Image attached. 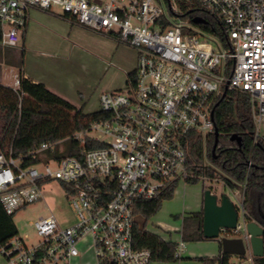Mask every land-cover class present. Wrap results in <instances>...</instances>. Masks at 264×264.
<instances>
[{
    "label": "built area",
    "instance_id": "built-area-1",
    "mask_svg": "<svg viewBox=\"0 0 264 264\" xmlns=\"http://www.w3.org/2000/svg\"><path fill=\"white\" fill-rule=\"evenodd\" d=\"M193 1L219 19L226 46L186 26L175 0H0L1 46L18 44L29 8L56 6L73 23L136 52L134 77H126L117 91L100 93L102 115L74 135L82 145L87 137L100 146L47 159L54 142H42L24 156L13 157L11 148L0 151V204L6 213L42 199L51 180L65 184L73 213L70 224L51 212L39 217L34 244L18 234L1 243L3 264H70L81 249L91 252L94 264H149L150 250L133 246L134 202L186 181V140L213 132L210 112L224 89L225 95L237 90L248 96L253 140L264 142V0ZM28 155L43 159L22 165ZM229 190L240 211L235 226L221 228L218 238L242 241L243 254L228 264H256L264 241L263 255L254 256L242 190ZM184 251V242L177 241L174 258Z\"/></svg>",
    "mask_w": 264,
    "mask_h": 264
},
{
    "label": "trees",
    "instance_id": "trees-1",
    "mask_svg": "<svg viewBox=\"0 0 264 264\" xmlns=\"http://www.w3.org/2000/svg\"><path fill=\"white\" fill-rule=\"evenodd\" d=\"M175 1L183 20H188L215 38L222 46H226L222 26L217 17L207 14L193 0ZM193 15L204 17L207 23H193ZM60 16L68 18L67 15ZM127 77H134V70L128 72ZM18 80L19 86L16 89L0 85V112L5 130L3 138L6 139L5 142H0V149L8 146L11 148V155L18 157L29 153L42 142H54L56 144L53 152L44 154L47 159L66 155L78 156L83 145L88 148L101 145L87 137L82 145L81 140L74 136L77 132L87 130L90 124L102 115L99 110L84 112L81 107L78 108L51 92L41 82H33L21 74ZM220 97L214 102L215 104L218 101L213 114L218 131L215 157L211 155L213 132L207 133L205 137L197 133L190 134L186 140V168L190 173L186 182L194 183L200 178L220 179L227 189H241L244 219L247 222L254 221L264 229V142L253 140L248 96L243 92L231 90L227 91L222 99ZM232 134L240 138L239 143L229 139ZM40 159L43 158L28 155L22 165H31ZM61 185L65 188V184ZM175 186L176 184L171 183L154 197L134 202L133 246L149 249L150 261L177 260L174 258L176 242L166 240L145 227L148 218L158 211L162 201L173 196ZM13 214L14 212L6 213L0 204V244L18 234ZM177 232L183 242L204 239L201 209L182 215L181 226ZM229 256L221 252L219 242V253L216 256L198 259L203 264H228ZM255 262L264 264V255L255 257Z\"/></svg>",
    "mask_w": 264,
    "mask_h": 264
},
{
    "label": "rangeland",
    "instance_id": "rangeland-1",
    "mask_svg": "<svg viewBox=\"0 0 264 264\" xmlns=\"http://www.w3.org/2000/svg\"><path fill=\"white\" fill-rule=\"evenodd\" d=\"M60 15V9L56 6L50 11L33 7L28 9L27 25L18 44L15 47L0 45V85L16 88L14 80L19 78L18 72L23 70L45 80L64 99L81 107L83 111H96L99 108L100 93L117 91L123 87L126 74L135 68L136 52L130 46L117 42L112 36L88 30ZM185 21L186 26L195 27L188 20ZM1 114L2 112L0 142H5ZM7 148L5 146L0 151ZM205 189H210L217 196L227 195L236 211H240L238 200L220 179L200 178L194 183L180 180L173 196L162 201L158 211L148 218L146 229L179 242V233L168 229L180 228L182 215L200 210ZM42 192V199L13 214L18 235L24 237L28 245L38 240L33 223L39 217L51 212L61 223L70 224L73 221L68 197L58 181L47 182ZM240 234L242 232L238 235ZM184 244L185 251L180 259L150 261L149 264H203L199 257H212L219 253L218 239L184 241ZM228 262L234 263L236 258L230 255Z\"/></svg>",
    "mask_w": 264,
    "mask_h": 264
},
{
    "label": "water",
    "instance_id": "water-1",
    "mask_svg": "<svg viewBox=\"0 0 264 264\" xmlns=\"http://www.w3.org/2000/svg\"><path fill=\"white\" fill-rule=\"evenodd\" d=\"M192 22L195 24L204 23L205 20L200 16L192 17ZM225 96V89L221 94L220 99ZM218 104L215 103L211 109L210 115L213 119L214 108ZM214 141L211 147V155L215 157V150L218 141V131L213 128ZM239 143V137L232 134L229 138ZM202 237L204 239H218L221 245V251L229 255L243 254L244 247L240 238H218L221 228H233L237 220V212L230 198L221 194L215 195L210 189H205L202 194ZM247 232L250 235V246L254 256L263 255V233L264 229L254 221H248L246 224Z\"/></svg>",
    "mask_w": 264,
    "mask_h": 264
},
{
    "label": "crops",
    "instance_id": "crops-1",
    "mask_svg": "<svg viewBox=\"0 0 264 264\" xmlns=\"http://www.w3.org/2000/svg\"><path fill=\"white\" fill-rule=\"evenodd\" d=\"M27 25V23H26ZM25 25V27H26ZM24 30V29H23ZM22 30V31H23ZM22 34V32H21ZM21 34H20V37H21ZM115 39V38H114ZM116 40V39H115ZM117 41V40H116ZM118 42V41H117ZM21 74L23 77H26L28 79H30L31 81L33 82H41L43 83L47 89H49L51 92L55 93L56 95L64 98L63 95H61L60 93L57 92V90H55L54 88H52L49 84H47V82H45V80L43 79H40L39 77H35V76H31L29 75L28 73L24 72L23 70H20L18 72V75ZM126 77H127V74H126ZM75 106V105H74ZM77 107V106H76ZM85 112V111H84ZM201 206H202V203H201ZM201 209V208H200ZM160 227H163L162 224H160ZM175 229H179V228H169L168 230L169 231H176ZM177 232V231H176ZM161 236V235H160ZM162 237V236H161ZM167 240V238H164ZM219 252V251H218ZM215 256V255H214ZM213 257V256H212ZM94 258L91 254L90 251H84L83 249L80 250V253L77 257L73 258L71 260V264H94ZM0 264H3V257L2 255L0 254Z\"/></svg>",
    "mask_w": 264,
    "mask_h": 264
}]
</instances>
